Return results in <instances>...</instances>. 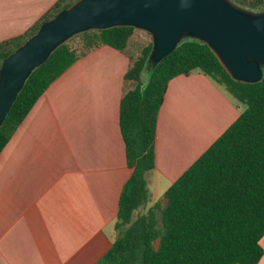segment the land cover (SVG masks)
<instances>
[{
	"label": "crops",
	"instance_id": "crops-1",
	"mask_svg": "<svg viewBox=\"0 0 264 264\" xmlns=\"http://www.w3.org/2000/svg\"><path fill=\"white\" fill-rule=\"evenodd\" d=\"M58 0H0V42L27 37ZM134 28L123 50H85L35 101L0 152V264H94L117 238L126 163L119 112L135 83ZM146 45V44H145ZM241 111L200 71L172 77L156 119L144 211ZM160 194H162L160 196ZM264 264V235L260 239Z\"/></svg>",
	"mask_w": 264,
	"mask_h": 264
},
{
	"label": "trees",
	"instance_id": "trees-1",
	"mask_svg": "<svg viewBox=\"0 0 264 264\" xmlns=\"http://www.w3.org/2000/svg\"><path fill=\"white\" fill-rule=\"evenodd\" d=\"M75 1L58 0L28 36ZM133 30L127 25L90 29L79 33L82 51L68 41L52 51L25 80L1 124L0 152L44 90L85 50L98 44L123 50ZM27 37L0 42V65ZM151 52L150 41L125 73L135 83L123 94L119 112L131 173L119 196L118 236L94 264H257L264 235V71L258 82L234 80L208 45L192 37L158 63L151 64ZM195 70L224 86L241 111L160 200L135 213L148 203L146 175L155 165L156 119L168 81ZM144 71L148 77L142 84Z\"/></svg>",
	"mask_w": 264,
	"mask_h": 264
},
{
	"label": "water",
	"instance_id": "water-1",
	"mask_svg": "<svg viewBox=\"0 0 264 264\" xmlns=\"http://www.w3.org/2000/svg\"><path fill=\"white\" fill-rule=\"evenodd\" d=\"M133 26L151 36V64L186 37L205 42L232 79L254 83L264 71V11L231 0H76L43 21L0 65V126L33 69L72 36Z\"/></svg>",
	"mask_w": 264,
	"mask_h": 264
},
{
	"label": "rangeland",
	"instance_id": "rangeland-1",
	"mask_svg": "<svg viewBox=\"0 0 264 264\" xmlns=\"http://www.w3.org/2000/svg\"><path fill=\"white\" fill-rule=\"evenodd\" d=\"M233 1L236 5L245 8L247 10L253 11V12H260V11H264V0H262V2H256L255 0H231ZM258 6H255V9H249L248 7H250L252 4H256ZM139 32V34H137L134 39V45L137 48V52L138 49L145 45L148 44L151 41V36L148 32L144 31V30H140L137 31ZM69 45L77 52H80L84 49V44H83V36L81 34H76L74 36H72L71 38H69L68 40ZM147 77H148V73L147 71H144L141 75V82L142 84H144L147 81ZM162 194H160L161 196ZM139 212H144V207H140L139 209L136 210L135 213H139ZM159 212V211H158ZM158 221H159V213H158Z\"/></svg>",
	"mask_w": 264,
	"mask_h": 264
}]
</instances>
